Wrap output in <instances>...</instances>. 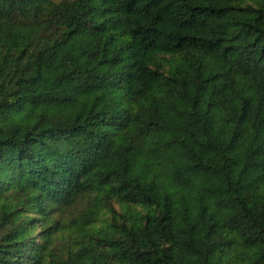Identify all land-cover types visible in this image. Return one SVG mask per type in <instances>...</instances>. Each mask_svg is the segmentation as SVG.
Listing matches in <instances>:
<instances>
[{
  "label": "trees",
  "instance_id": "trees-1",
  "mask_svg": "<svg viewBox=\"0 0 264 264\" xmlns=\"http://www.w3.org/2000/svg\"><path fill=\"white\" fill-rule=\"evenodd\" d=\"M0 264H264V0H0Z\"/></svg>",
  "mask_w": 264,
  "mask_h": 264
}]
</instances>
